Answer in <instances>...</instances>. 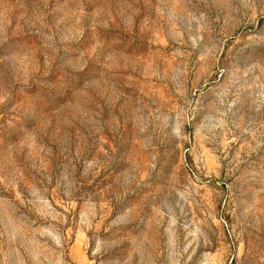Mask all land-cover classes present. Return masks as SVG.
Instances as JSON below:
<instances>
[{"label": "rangeland", "instance_id": "374dc122", "mask_svg": "<svg viewBox=\"0 0 264 264\" xmlns=\"http://www.w3.org/2000/svg\"><path fill=\"white\" fill-rule=\"evenodd\" d=\"M0 264H264V0H0Z\"/></svg>", "mask_w": 264, "mask_h": 264}]
</instances>
